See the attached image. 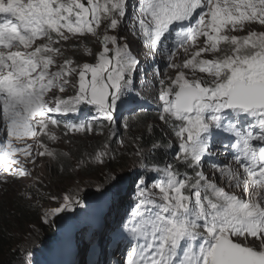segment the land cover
<instances>
[{
  "label": "snow or ice",
  "instance_id": "6c2138e0",
  "mask_svg": "<svg viewBox=\"0 0 264 264\" xmlns=\"http://www.w3.org/2000/svg\"><path fill=\"white\" fill-rule=\"evenodd\" d=\"M104 21L95 63L73 66L66 45L86 34L98 37ZM129 22L148 55L167 51L168 68L176 70L159 82V119L171 123L179 141L176 160L193 175L174 164L150 168L162 174L153 183L156 192L140 179L138 219L130 231L143 243L130 245L122 264H264V31L232 34L253 23L264 26V0H136L131 12L128 0H0V171L30 174L17 154L34 162L26 138L58 139L50 128L61 125L54 113L92 106L98 115L63 127L103 132L101 121L114 124L117 109L136 99L130 90L140 60L125 37L107 34ZM181 49L182 63H175ZM205 53L212 58H202ZM197 70L206 76L195 77ZM74 73L78 84L71 82ZM68 86L75 94L55 98L50 107L48 94ZM224 134L219 143L232 159L213 163L210 176L204 159ZM37 143L40 156L57 157ZM105 157L113 158L107 143L91 159L103 164ZM64 200L44 213L45 222L78 202Z\"/></svg>",
  "mask_w": 264,
  "mask_h": 264
},
{
  "label": "rangeland",
  "instance_id": "374dc122",
  "mask_svg": "<svg viewBox=\"0 0 264 264\" xmlns=\"http://www.w3.org/2000/svg\"><path fill=\"white\" fill-rule=\"evenodd\" d=\"M136 4V0H128L129 12H131ZM105 22H102L97 29L98 37L92 36L91 34H86V36L73 38L69 41L68 45L73 44L74 42H79V51L72 52L67 51L66 53L69 56L73 57L74 65L82 64L83 62L95 63V54L100 52L101 47L103 46L101 39L105 34L106 25ZM131 24L128 23V27H125L123 24L117 30H108L107 34L123 36L126 38L127 43L129 44L131 50L134 54L137 55L140 60L139 70L135 73L133 87L130 92L134 97H138L139 92H142L144 95L149 96L155 99L154 106L159 108L157 114L160 112V101L158 99V94L160 90V80L167 79L168 77L174 78L176 75V70L168 68V53L167 51H160L154 57L148 55V49L142 46V42L136 36H134L131 31ZM248 31H264V26H259L258 24L247 25L243 31H236L235 35L243 36L247 35ZM87 37V41H84L83 38ZM175 39L174 35L169 37V44ZM203 39L200 40V45L203 44ZM66 45V46H68ZM84 46L87 49L91 50L92 55H89L85 52ZM109 47L113 46L109 44ZM65 53V54H66ZM114 55V54H113ZM183 50H179L176 57H174L175 63H182ZM202 58L211 59L212 56L210 54H202ZM63 63L62 57L57 58V64ZM56 68L53 66L52 71H55ZM186 76L189 79L193 78V74L190 69H185ZM206 74L200 73L198 70L195 73V77H203ZM72 84H78V73H74L71 76ZM70 94L74 95L75 90L68 86L65 88L64 92H60L59 89H53L47 96V99L52 100L49 106L54 107L55 98H65ZM60 98V99H61ZM85 112H81V114L76 117V120L79 123L84 118L98 115L96 112L86 113L85 105L82 108ZM115 123H111L109 121H101L105 125L103 132L94 131V132H72L63 127L64 124L75 123L71 119H58L53 114L54 118L61 121L60 127L64 130L75 134L69 138L68 135L64 133L58 132L57 128H53L50 125V128L55 131L58 139L55 141H50L46 136L41 135L39 138H26V143L32 145V153L35 156V161L28 159L26 160L23 156H19L20 162L23 164L24 168L28 171V175L25 176H12L8 173H2L0 176V205L4 207L9 206L10 203L13 202V199L17 195L23 194L25 191H29L34 189V191H40L42 194L43 202L40 204V217L37 223L25 222L22 224V221L15 220L13 216H8L6 229L13 233V239L11 241L12 246H23L25 245V241L32 239L38 233V225H44L46 222L43 219L44 213L49 211L50 209L60 207L65 204L64 197L68 196V192H72L77 187L81 188L83 184L90 185L92 182L101 183L100 186L103 185V188L99 190V192H93L90 195L85 196L82 200L74 203L72 207L66 208L68 212L63 214L61 223L55 229V235L60 237V233H63V237L60 239L63 247L67 244V236L71 234L78 235L73 237L70 241L72 246L69 244L64 248L66 257L64 259V264H81L83 260H81L82 256L85 258V262L88 264H106L107 262H115L119 259L117 257V252L115 247L121 246L123 249L124 256L122 258L126 260V252L130 250V245H133V241L125 242L122 244V231L124 228H120L122 225L127 227V225L131 222L129 215L131 212L136 211V205L140 200L136 202H130L128 198L130 193L138 192V185L140 184V179H145V186L153 192L158 191L153 188V183L156 179L148 180L147 178L140 176L141 169L143 166V160L137 158L136 152L140 150L139 143L134 135L131 137L125 133L123 129H127L125 127L127 122H131L138 112L133 110L132 108H126L125 105H122L115 112ZM121 126V128H120ZM111 129L115 135H112L109 131ZM3 131L0 130V138L3 137ZM106 136L107 141H106ZM130 137V138H129ZM129 138V139H128ZM173 142L170 144V150L172 151L173 157L176 159V153L179 151L176 136L171 138ZM37 140L42 141L43 144H46L49 149L54 150L57 154L59 150L64 149L68 144L71 147H77L82 144H88L91 141H95L96 143L100 141L99 148L107 143L112 152V148H117V152L114 155L111 153L113 158L105 157V162L103 164H98L93 161H88L87 163H80L78 166H75L67 173L63 174L61 177L59 176H51L48 172V165L52 162L53 158L48 156H40L38 154L39 151H43L42 147H39ZM225 140L224 138H218L216 141V146L211 149V153L205 157L203 170L206 174L211 176L212 168L211 165L213 163H221L230 162L232 157L228 155L225 151L224 147L219 143V141ZM123 141V144L120 143ZM226 142V141H225ZM113 146L111 147L110 144ZM114 143V144H113ZM23 147V145H20ZM219 146V147H218ZM130 152V153H129ZM129 153L130 155H125ZM19 155V154H18ZM59 155V154H58ZM57 155V156H58ZM63 157V156H59ZM209 157V158H207ZM68 158V157H66ZM84 158V157H83ZM210 159V161H209ZM73 160V158H72ZM82 161V160H81ZM74 162V160H73ZM153 167V166H152ZM64 172V171H63ZM162 178V177H161ZM108 180V184L105 185L104 180ZM109 193L108 195H106ZM139 193V192H138ZM78 194V193H77ZM103 194L100 198L106 199L104 202V209L100 213L97 214V220L92 221L91 223L83 222L85 219V215L88 211V208L91 205H94L92 202L96 198V195ZM120 206V207H119ZM52 216V215H51ZM52 217H48V219L52 220ZM103 221L105 223H103ZM45 222V223H44ZM110 222V225H109ZM93 225H97L95 227H91ZM67 226V227H66ZM116 229V230H115ZM70 230V233L68 232ZM77 231V232H76ZM69 233V234H67ZM59 242V241H58ZM19 246V247H20ZM55 244L53 249L47 253L49 257L47 260L50 264H58L60 258L57 260L56 255V247ZM26 247V246H25ZM29 247V246H28ZM69 248H71L69 250ZM23 251L21 252L19 263L26 264H38L37 256L32 255L27 257V253L31 252V249L21 248ZM61 249V248H60ZM69 250V251H67ZM73 252L71 253V251ZM120 250V249H119ZM26 255V256H25ZM73 255V256H72ZM69 256V257H68ZM103 256V257H102ZM1 257V256H0ZM25 257V258H23ZM27 257V258H26ZM73 257V258H72ZM107 260V261H106ZM71 261V262H70ZM118 262V261H117ZM18 263V264H19Z\"/></svg>",
  "mask_w": 264,
  "mask_h": 264
},
{
  "label": "trees",
  "instance_id": "16d2710c",
  "mask_svg": "<svg viewBox=\"0 0 264 264\" xmlns=\"http://www.w3.org/2000/svg\"><path fill=\"white\" fill-rule=\"evenodd\" d=\"M107 24V22H105V25ZM100 28V27H99ZM86 36V35H85ZM87 37H84L83 40H86ZM77 45V47L73 48L71 47V45ZM71 45L66 46L67 47V51H72V52H77L79 51V53H77L78 55L81 54V51L78 49L79 48V42H74ZM84 48H82L83 50ZM66 51V52H67ZM68 58H71L73 60L72 56H69L67 53L65 54ZM62 59H64V57H62ZM73 96L72 94H70L68 97L65 98H61L63 96H61L60 98L62 100H67L69 97ZM133 96V95H132ZM136 99L134 101H130L129 103L125 104L126 108H132L134 106H138L136 108H139L138 111V115L135 116V118L131 121V122H127V129H123L125 131V133L127 135H129L130 137L132 135H134L139 143V147H141L140 151L142 152L141 156H137V158L143 160V166L141 169V174L140 176H143L145 178H147L148 180L151 179H156L159 180L162 177L161 173H156L154 171H149L150 168L153 167H160L163 168L166 164H174L176 165V167L178 168V170L183 174L184 172H188L189 175H193L192 171L179 165L177 160L173 157L172 151L170 150V144L173 142V140L171 139L173 136H175L173 128L171 123L169 124H165V122L161 121L159 119V114H157V111L159 110V108H156L154 105L155 103V99L144 95L142 92H139L138 97H135ZM146 102V104H145ZM84 105L80 106V111L77 113H68V114H63V113H55V116L58 119H61V117L63 119H71L73 122L77 123L78 121L76 120V117H78L81 112H85L82 108ZM86 107V113H95V109L92 106H85ZM143 107V108H142ZM142 108V109H141ZM98 114V113H97ZM149 126H151V130H149ZM121 128V126H120ZM56 130H58V132H62L66 135L69 136V138H72L71 136H74L75 134H72L66 130H64L62 127L59 126V128H57ZM129 137V138H130ZM107 136H106V141H107ZM128 138V139H129ZM73 140H75L74 138H72ZM101 141V140H100ZM100 141H98L97 143L95 141H91L88 144H81L80 147H71L70 144H68L64 149L66 150H59L58 152V156L56 158H53L52 162L49 163L48 165V172L49 175L51 176H59L61 177L63 174L67 173L68 171H70L72 168H74L75 166H78L82 161H92L91 157L92 155L95 153L96 150L100 149L98 146ZM110 144V143H109ZM114 144V143H113ZM153 144H157L158 147L153 149L152 145ZM111 147H113L110 144ZM117 148H112V152L114 155L116 154ZM130 153V152H129ZM129 153L125 154V155H130ZM67 154V155H65ZM18 155V154H17ZM59 156H63L62 158ZM19 157V155H18ZM68 157V158H66ZM84 157V158H83ZM74 162H73V160ZM84 164V163H83ZM153 166V167H152ZM64 171V172H63ZM13 176V175H12ZM0 178H2L0 176ZM100 182L96 183V182H92L90 185L88 184H83L81 188L77 187V189L73 190L72 192H68V197L72 198L73 195L77 194V193H82V191H86V190H91L94 188H99L100 187ZM29 191H25L23 194L21 195H17L14 199L13 202L9 204V206L7 207V205H5L4 207H2L0 205V259H4L6 257L12 256L16 253L19 252V250L21 248H25L28 246H31L33 244L39 243L42 240H44V238L46 237H51L50 239H47L44 243H41L39 245H37L36 247L32 248L29 252L31 255H29V253H27V257L35 255L37 256L36 258L38 259V264H50L49 261L47 260L49 257L47 256V253L53 249V246L56 244L57 248H56V255H57V260L58 258H60L58 264H64V259L66 257L67 254H65L66 252L64 251V248H67V245H71L72 244L69 242L73 236H76V234H71L70 231V235L67 236L68 240H67V244H65L63 247V245L61 244L60 239L64 236L63 233L60 234V237L55 235V229L52 227L51 224V220L48 219V221L44 224V225H38V233L30 240L25 241V245L20 246H12L11 241L13 239V233L9 230L6 229V225H7V218L8 216H13L15 218V220H19L22 221V224H24L25 222H32V223H37V221H39V217H40V204L41 202H43V198H42V194L40 193V191H34L31 190V188H29ZM109 193H107L106 195H108ZM103 194H99L96 195L94 198H96L95 200H93V204L88 208V211L85 215V219L83 222L86 223H91L94 220H97V214L100 213L102 211V209H104V204H105V200L102 199L101 201V197ZM130 200L132 202H135L137 200H140L141 197L139 196L138 192H133L131 195ZM89 216V217H88ZM51 217V216H50ZM129 218L131 219V222L127 225V227L123 226L124 229L122 231V233H125L126 236L129 239H134L136 240V243H143V239L134 235L130 229L132 227L135 226V224L137 223V219L136 217L133 216V214H131L129 216ZM59 241V242H58ZM69 243V244H68ZM62 248V249H60ZM71 248H69L70 250ZM67 250V251H69ZM17 251V252H16ZM73 252V250L71 251V253ZM25 255V256H26ZM26 257V258H27ZM25 258V257H23ZM21 261L20 258L18 259H14L10 262H6V264H18ZM22 264V263H19ZM26 264H29L28 262Z\"/></svg>",
  "mask_w": 264,
  "mask_h": 264
},
{
  "label": "water",
  "instance_id": "95a60500",
  "mask_svg": "<svg viewBox=\"0 0 264 264\" xmlns=\"http://www.w3.org/2000/svg\"><path fill=\"white\" fill-rule=\"evenodd\" d=\"M82 2H83V0H82ZM103 49V46L101 47V50ZM100 50V51H101ZM111 55H113V54H111ZM104 183H105V185H107L108 184V180L106 179V180H104ZM102 187H103V185L102 186H100L99 188H94V189H91V190H86V191H82V193H78V194H75V195H73L72 196V198L71 199H73L74 201L75 200H77V199H79V200H82L85 196H87V195H90L91 193H93V192H99V190L100 189H102ZM103 188H105V187H103ZM103 192V191H102ZM102 192H99V193H102ZM64 205V204H63ZM63 205H61L60 207H62ZM57 207V206H56ZM55 207V208H56ZM66 212H68L67 210H64V211H62V212H59V213H56L55 215H52L53 216V218H52V220H51V224H52V227L54 228V229H57L56 227L61 223V221H63L62 220V217H63V214H65ZM51 216V217H52ZM51 237H46V238H44V240H42L41 242H39V243H36V244H33V245H31V246H29V247H25L26 249H32V248H34V247H36L37 245H39V244H41V243H44L47 239H50ZM23 251V249H21V250H19V252L18 253H16V254H14V255H12V256H9V257H6V258H2V259H0V264H6V262H10V261H12V260H16V259H18V258H20V255H21V252Z\"/></svg>",
  "mask_w": 264,
  "mask_h": 264
},
{
  "label": "bare ground",
  "instance_id": "6f19581e",
  "mask_svg": "<svg viewBox=\"0 0 264 264\" xmlns=\"http://www.w3.org/2000/svg\"><path fill=\"white\" fill-rule=\"evenodd\" d=\"M145 104H146V102H145ZM142 108H143V107H142ZM142 108H141V109H142ZM218 147H219V146H218ZM207 158H209V157H207ZM209 161H210V159H209ZM119 207H120V206H119ZM88 217H89V216H88ZM63 218H64V217H63ZM103 223H105V222L103 221ZM109 225H110V222H109ZM95 226H97V225H93V226H91V227H95ZM66 227H67V226H66ZM115 230H116V229H115ZM69 231H70V230H69ZM69 231H68V232H69ZM64 232H65V230H64ZM64 232H63V233H64ZM76 232H77V231H76ZM61 233H62V232H61ZM61 233H60V234H61ZM67 234H69V233H67ZM77 235H78V232L76 233V236H77ZM76 236H73V237H76ZM73 237H72V238H73ZM70 241H71V240H70ZM70 241H69V242H70ZM66 242H67V241H66ZM62 245H63V244H62ZM25 246H26V245H25ZM65 246H66V245H65ZM65 246H64V247H65ZM20 248H21V247H20ZM61 249H62V248H61ZM20 250H21V249H20ZM26 250H27V249H26ZM16 252H17V251H16ZM72 256H73V255H72ZM84 256H85V255H84ZM84 256H82V258H81V260H83L81 264H88V263H89V260H88V262H85V258H84ZM68 257H69V256H68ZM102 257H103V256H102ZM72 258H73V257H72ZM70 262H71V261H70ZM76 264H78L77 261H76Z\"/></svg>",
  "mask_w": 264,
  "mask_h": 264
}]
</instances>
